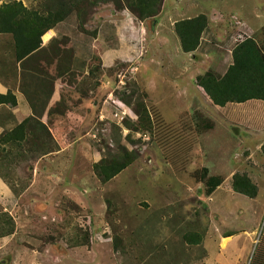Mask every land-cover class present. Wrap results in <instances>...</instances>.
<instances>
[{
    "label": "rangeland",
    "instance_id": "rangeland-1",
    "mask_svg": "<svg viewBox=\"0 0 264 264\" xmlns=\"http://www.w3.org/2000/svg\"><path fill=\"white\" fill-rule=\"evenodd\" d=\"M18 2L56 8L54 0H0V9ZM102 3L85 26L77 17L61 23L71 38L31 57L22 83L12 36L0 32V80L10 91L22 86L37 107L29 118L0 109V177L11 191L0 194V218L13 222L10 235L0 228V264H223V238L264 236V100L219 106L204 86L222 81L246 41L264 53V0ZM99 32L92 77L77 73L83 63L71 49L81 52ZM60 48L82 78L65 97L86 92L68 106L77 132L57 126L53 141L67 149L56 155L59 146L51 152V140H35L43 135L33 125ZM93 78L100 87L91 97ZM120 104L124 121L115 119ZM22 123L26 139L14 142ZM119 159L126 169L105 181L101 168ZM203 169L223 181L210 196L197 177ZM241 246L253 263L257 244Z\"/></svg>",
    "mask_w": 264,
    "mask_h": 264
},
{
    "label": "trees",
    "instance_id": "trees-1",
    "mask_svg": "<svg viewBox=\"0 0 264 264\" xmlns=\"http://www.w3.org/2000/svg\"><path fill=\"white\" fill-rule=\"evenodd\" d=\"M54 2L56 3V8L55 6L48 5L43 9H29L24 7L21 2H18L4 5L0 9V32L1 34L12 36L16 52V61L17 64L20 65L19 67L21 69V83L24 80L25 71H29L28 69H31L26 67L28 60L34 55L44 52L45 50L43 49L47 48L42 46V37L48 31L54 28H58L60 30V39L56 42H52L48 47L49 51H52L51 49L58 42H60L63 46L65 45L64 40L67 41V37L64 36L63 30L69 31V29L59 27L61 23L70 20L72 17H77L79 20L77 19V22L74 21L76 26H85L87 12L94 7L99 6L102 2H109V0H96L95 3L92 0H54ZM131 11L138 14L140 18L143 16L142 13H144V10L136 11L133 7H131ZM81 20H83V24H80ZM85 30L86 29H83V32H80L83 35L87 34L84 32ZM96 36L97 33L92 37L95 38ZM86 43L88 42H82L79 49L81 50V48H83L84 50H87V52L90 53L89 57L92 58L93 54L87 48ZM57 51H54L55 53L53 52L52 54H55L54 61L58 60V73L55 78H51L52 76L48 75L45 79V84L47 87L51 85L50 91L48 92L49 100L54 92L55 80L59 77H62L67 73V71L69 72L72 70L66 64L67 60L64 57L66 52H63L61 48ZM76 52H78L76 51V48L71 49L70 53H72V60ZM234 56V65L230 67L222 81L214 85L208 84L204 86L211 94L216 105L224 106L229 102L243 103L251 99L264 100V53L258 48L255 41L248 40L237 48ZM82 63L83 65L81 66L80 71L85 70L86 63ZM21 91H23L22 86ZM23 92L25 93V91ZM27 99L29 100V103L33 109V113H36L37 107L34 103V100L32 101V99H30L28 96ZM0 104L11 105L12 107H15L16 98L13 92L9 91L7 95H0ZM44 109L46 108L44 107L43 111H45ZM42 115L34 118L35 126L33 125V128H40L42 131L41 134L43 135L41 139L36 138L35 140L41 141L40 144H42L43 140L48 142L51 140L53 144L51 149L52 152L54 147H56L55 149L58 148V145L53 141V136L49 128L41 122ZM25 131L26 126L23 123L16 127L12 133H10L11 137H14V142L25 141ZM6 159L7 157L4 158V160ZM123 161L124 160L119 159L115 162L109 163L107 167H102L101 176L103 179L105 181H110L122 171H124L127 165ZM0 176L2 177L1 173ZM197 177L199 182L205 184L207 194L209 196L214 194L223 183L220 177L209 176L208 169H203V172L200 175L197 173ZM0 223V228H4L2 230V232L5 231L4 235L12 234L13 230L11 229V226H13V222L11 220L9 221L7 218L2 217L0 218Z\"/></svg>",
    "mask_w": 264,
    "mask_h": 264
},
{
    "label": "crops",
    "instance_id": "crops-1",
    "mask_svg": "<svg viewBox=\"0 0 264 264\" xmlns=\"http://www.w3.org/2000/svg\"><path fill=\"white\" fill-rule=\"evenodd\" d=\"M128 15H125L124 17L127 18ZM59 33L60 30L58 28H54L50 31H48L44 36L49 35L47 40H44V36L42 37V46L43 47H47L48 45H50L52 42H56L58 41L59 38ZM69 31L63 30V34L65 37L71 38L69 36ZM100 38V32L97 34V36L95 38H93L91 40L90 43H86L87 48L89 47V50H91L92 52V57L94 58V56L96 55L95 53V43L97 40H99ZM85 42V41H83ZM72 43V40L69 39L68 40V44ZM91 45V46H90ZM93 48V50H92ZM81 52H76L74 54V62H77L79 60H81V62H85L86 66H85V70L84 71H80V68L77 69V73L78 72H83L84 76H90L89 72L87 71L88 68V64L90 63L89 60V54L85 57V59H81V56L79 55H83L85 54V52H87V50H84L83 48H81ZM88 58V59H87ZM84 60V61H82ZM73 67V66H72ZM76 69V68H75ZM21 69L19 67V83H20V79H21V73H20ZM73 68L71 71H67L66 74H64L62 77H59L55 80V87H54V92L47 104V108L44 112V114L42 115V123L45 124L53 138L55 137L57 140V132H59V128L57 126H60L61 123L63 122H68L70 124V128L69 131L66 130V135L68 136L71 132H77V127L75 125V121H76V116H77V110H73V109H69L68 106L69 104L72 102H80L79 99L77 98L78 95L82 92H86L84 89L79 88L78 89V93L76 91L72 92L73 94L69 97L70 99H67L65 97V95L69 96L71 94V89L73 87H76L79 82L81 83L82 78L80 77L79 74L77 75H73ZM86 83V82H85ZM84 83V84H85ZM82 87V85H81ZM99 84L96 83V80H94L93 78V84L92 87L90 89L89 95H95L96 91L99 89ZM10 87L7 86L3 81L0 80V95H7L10 91ZM76 90V89H75ZM12 92L16 98V106L14 107L13 110H10L8 105L5 104H0V109L3 107H6L8 110H10V112H13V114L15 115H20L21 117L24 118H29V117H33V109L29 103V100L27 99L26 94L21 91V88L19 86H17V89L12 88ZM67 101H68V105H67ZM261 101V100H260ZM95 105V104H93ZM55 110V112H54ZM70 110V111H69ZM93 112H95V109H93ZM94 114V113H92ZM89 116V115H88ZM73 117V118H72ZM72 122H74V124L72 125ZM5 127L3 124L0 123V135L5 131ZM79 131V130H78ZM244 131V130H243ZM256 135V134H255ZM71 136V134H70ZM244 137V135H242ZM258 136L256 135V138ZM264 139V137H262ZM70 139V137H69ZM57 142V141H56ZM57 145L59 146V150L53 154L59 155L62 154L63 152H65V150L67 149V145L65 142L62 141V143H58ZM264 193V192H263ZM0 194L3 195H9L11 194L10 189L7 187V185L4 183V181L1 179L0 177ZM254 242L257 244L256 248H255V259L254 261H252L253 263L251 264H264V236H259V237H252V236H238V235H234V236H230V237H225L223 238V241L221 243V253L224 256V260H223V264H246V258L245 256L248 254L247 251H250V247H244L241 245H244L245 243H249L250 245L254 244Z\"/></svg>",
    "mask_w": 264,
    "mask_h": 264
},
{
    "label": "built area",
    "instance_id": "built-area-1",
    "mask_svg": "<svg viewBox=\"0 0 264 264\" xmlns=\"http://www.w3.org/2000/svg\"><path fill=\"white\" fill-rule=\"evenodd\" d=\"M245 39V38H244ZM117 112L115 113V119L119 121H124L125 118L128 116V111L122 104L116 107Z\"/></svg>",
    "mask_w": 264,
    "mask_h": 264
}]
</instances>
